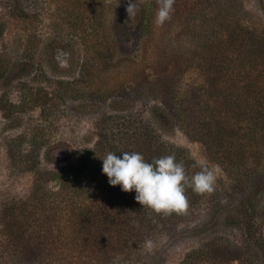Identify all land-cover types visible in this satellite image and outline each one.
I'll return each instance as SVG.
<instances>
[{
	"label": "trees",
	"instance_id": "16d2710c",
	"mask_svg": "<svg viewBox=\"0 0 264 264\" xmlns=\"http://www.w3.org/2000/svg\"><path fill=\"white\" fill-rule=\"evenodd\" d=\"M108 1H62L95 38V60L115 56L104 27L98 37ZM134 2L136 14L129 17L126 6L122 16L134 51L115 58L109 71L113 76L123 68L120 80L93 79L88 91L97 101L118 90L117 114L99 118L96 143L61 168L42 167L44 144L40 132L34 134L31 149L17 154L24 159L18 165L34 176L30 196L0 199L3 247L12 246L8 254L16 264L37 250L46 264H132L142 257L146 240L172 232L205 203L211 227L199 229L203 243L178 264H264V31L251 26L244 0H175L162 26L155 24L158 0ZM12 3L18 8L21 0ZM6 71L0 60V75ZM140 100H148L145 107L151 103L145 114L127 111ZM174 127L202 142L224 177L210 194L187 188L185 212L157 214L140 205L134 191L108 183L102 158L124 151L148 162L174 155L192 176L201 163L163 136Z\"/></svg>",
	"mask_w": 264,
	"mask_h": 264
},
{
	"label": "rangeland",
	"instance_id": "374dc122",
	"mask_svg": "<svg viewBox=\"0 0 264 264\" xmlns=\"http://www.w3.org/2000/svg\"><path fill=\"white\" fill-rule=\"evenodd\" d=\"M62 1L21 0L17 8L12 0H0V60L7 67L4 76L0 75V199L30 196L34 176L18 165L24 159H19L17 154L31 149L35 133L40 132L44 144L39 150L42 167L61 168L79 161L84 149L96 143L99 118L104 114H117L113 101L120 99L118 90H112L109 97L102 96L97 101L90 99L88 91L93 79L108 81L117 75L111 81L118 82L123 68L110 76L109 71L115 67L114 59L134 51V37L125 32L122 21L129 0H109V10L99 28L98 37L102 36L103 27L109 33L115 54L111 60L92 57L95 38L88 34L89 29L84 31L81 19L70 16L65 10L70 3L62 4ZM244 2L250 12L251 26L264 31V0ZM20 10L27 16H21ZM196 72L193 69L190 73ZM187 77L185 82H189ZM146 103L148 100L132 101L127 111L136 116L138 112L145 114L151 104L145 107ZM163 136L169 143L187 150L199 163L218 168L217 179L224 177L221 166L211 159L202 142L175 127L163 132ZM53 152L58 154L54 160L50 158ZM208 216L210 210L204 203L188 221L172 232L166 231L158 240H152L151 252L146 251L143 244L142 257L139 261L133 258L132 264H139L140 260L142 264H178L203 243L198 232L206 226L207 231L210 229L209 221L213 220ZM233 236L239 235L234 232ZM6 238L0 231V264H16L8 254L12 246L3 247ZM37 254L40 250L18 264H46ZM122 264L128 262L124 260Z\"/></svg>",
	"mask_w": 264,
	"mask_h": 264
},
{
	"label": "clouds",
	"instance_id": "9594fccd",
	"mask_svg": "<svg viewBox=\"0 0 264 264\" xmlns=\"http://www.w3.org/2000/svg\"><path fill=\"white\" fill-rule=\"evenodd\" d=\"M175 0H158L155 24L162 26L171 19ZM128 16H134L137 8L134 0H129ZM58 155V154H57ZM200 171L192 176L186 174L182 163L174 155L156 158L151 162L137 152L107 153L102 158V173L111 186L119 185L123 192H135V200L143 207L151 208L157 214H180L187 210L186 189L197 194L215 191L219 169L200 164ZM146 251L154 248L152 240L144 242Z\"/></svg>",
	"mask_w": 264,
	"mask_h": 264
}]
</instances>
